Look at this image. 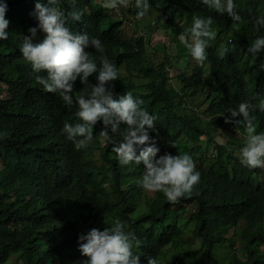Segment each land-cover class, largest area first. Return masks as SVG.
<instances>
[{"label": "trees", "instance_id": "obj_1", "mask_svg": "<svg viewBox=\"0 0 264 264\" xmlns=\"http://www.w3.org/2000/svg\"><path fill=\"white\" fill-rule=\"evenodd\" d=\"M36 2L6 0L8 39L0 40V264H84L88 258L79 251V236L110 227L115 220L135 236L132 251L140 264H148L149 258L156 264H264V168L240 162L244 140L233 138L241 130L245 136L244 122L225 123L229 109L264 100V51L255 56L247 51L264 37V27L257 30L255 25L264 17V0H234L238 22L202 0H149L156 12L153 20L172 31L171 41L191 26L193 16L213 20L216 39L206 48V60L191 61L188 52L183 55L186 68L174 76L167 69L169 57L162 62L148 57L144 34L125 31L127 21L102 7L104 0H57L55 6L65 13L72 32L101 40L102 51L86 49L91 58L99 65L104 55L116 65L113 98L131 92L155 117L158 135H149L159 148L157 158L188 154L195 162L200 183L192 196L176 204L162 192L138 185L143 164H119L112 144L101 142L102 121L92 128L93 142L87 148L76 150L66 139L64 123L81 122L78 106L44 91L36 76L47 74L34 73L20 52L22 36L37 24L31 15ZM73 8L83 12L80 21L67 15ZM126 8L127 19H135L137 9L132 4ZM141 22L147 27L151 21ZM42 39L38 32L34 43ZM97 75L89 81L96 83ZM83 91L78 79L72 95ZM198 99L207 102L200 112L194 106ZM200 115L207 120L202 122ZM252 115L261 133L264 112L257 108ZM217 126L225 127L226 142H213L207 157L198 156L196 146ZM109 134L122 141L119 133ZM186 215L195 221L188 231L181 226Z\"/></svg>", "mask_w": 264, "mask_h": 264}, {"label": "clouds", "instance_id": "obj_2", "mask_svg": "<svg viewBox=\"0 0 264 264\" xmlns=\"http://www.w3.org/2000/svg\"><path fill=\"white\" fill-rule=\"evenodd\" d=\"M211 9L220 13H227L234 22L240 20L235 11L234 0H202ZM57 0H37L34 11L37 24L28 29L30 35L22 36L20 52L30 63L34 73L45 72L47 75H37L36 81L43 90L59 93L61 100L68 106L75 103L76 113L80 123L70 125L65 122L62 132L66 139L74 144L76 150L87 148L93 142L92 128L102 121L100 132L101 142L112 144V151L116 154L120 165L135 162L144 165L142 178L138 185L148 192H162L169 203H179L181 198L194 194L195 187L200 183V172L196 170L193 159L188 154L172 155L165 153L157 158L159 148L156 140L149 135L150 131H158L155 117L144 110L142 100L133 97L131 92L114 99L111 82L119 78L116 65L107 56L100 57L99 65L86 51L94 48L102 51V42L87 33H74L67 26L65 13L55 5ZM129 4L137 9L136 19H143L150 11L149 0H104L102 7L117 9ZM7 12L6 0H0V40L8 39L6 29L9 20L5 18ZM72 20L80 21L83 12L73 8L67 14ZM212 17L193 16L191 26L179 36V41L189 51L197 63H203L206 48L216 39V33L211 29ZM257 30L264 27V17L255 21ZM38 32L43 33V39L34 43ZM253 56L264 51V37H258L247 50ZM227 49L221 51L223 57ZM264 69V64H261ZM98 73L96 83H91L89 77ZM79 79L85 86V91L72 95L75 82ZM90 87L91 91H87ZM264 112V100L258 105L241 102L237 109H229L230 116L225 117V123L245 125V136L239 150L241 164L248 168H264V131L257 133L252 115L256 109ZM242 117V119H235ZM121 124L126 128L121 131ZM109 133H119L122 141L117 143ZM171 146L175 147L173 143ZM135 236L125 230L120 220H115L110 227L103 230L92 228L78 238L81 254L88 259L84 264H140V257L134 255ZM148 264H156L153 258Z\"/></svg>", "mask_w": 264, "mask_h": 264}, {"label": "rangeland", "instance_id": "obj_3", "mask_svg": "<svg viewBox=\"0 0 264 264\" xmlns=\"http://www.w3.org/2000/svg\"><path fill=\"white\" fill-rule=\"evenodd\" d=\"M126 7H119L117 9H108V12L112 15L121 14L122 20L127 21L126 24H123V29L127 31L128 33L138 35L139 33H143L145 36V40L147 41L146 44V55L150 58H152L155 62H162L165 60V56H168L171 60V65L167 66L169 75L174 76L177 73H180L181 70H184L187 66L186 64V57H184V54H187L189 51L182 45L179 41V38L173 39L171 41L172 31L167 27L163 28V26H159L156 24V21L154 19V15L156 12H152L151 10L149 13L141 20L134 19L135 15H131L130 18L127 19L125 10ZM151 21L150 24L146 27L147 24L142 23L146 21ZM146 27V28H145ZM167 30V31H166ZM183 34V33H181ZM180 34V35H181ZM179 35V36H180ZM163 46V47H162ZM177 54H182L181 56H178ZM189 56L191 57L190 53ZM187 57V59L189 58ZM191 61H195L191 57ZM173 84H175V80L172 79ZM6 91L2 92V96L6 95ZM207 103V102H206ZM202 99H198L195 102V108L197 111H201L203 108H206L207 105ZM184 106H187L185 104ZM198 119L202 120V122H205L207 120V117L200 115L198 116ZM239 125V124H238ZM208 135H206V139L200 141L198 145L196 146L197 155H201L204 157H207L209 153H211L214 149L213 142H220L224 143L226 142L228 138L227 131L224 126H217V127H211V129L208 130ZM237 134H241L238 136H235L233 138L234 141H238V138L243 140L244 138V132L238 131ZM195 221H192L189 219L188 215L184 216L181 221V226L186 231L191 230L194 227ZM239 244H236V251L238 254L242 255V250L239 248ZM225 253L224 249H219ZM220 252V251H218ZM239 255V256H240Z\"/></svg>", "mask_w": 264, "mask_h": 264}]
</instances>
